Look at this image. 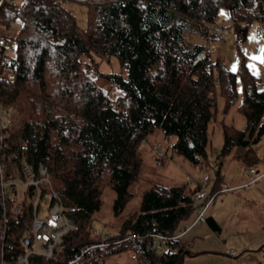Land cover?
<instances>
[{"label":"trees","instance_id":"16d2710c","mask_svg":"<svg viewBox=\"0 0 264 264\" xmlns=\"http://www.w3.org/2000/svg\"><path fill=\"white\" fill-rule=\"evenodd\" d=\"M69 5L86 6L85 28ZM221 9L228 10L230 25L243 37L252 22H264V0H24L19 6L2 0L0 103L10 114L0 159L5 156L9 176L20 171L22 161L46 165L65 214L77 224L54 257L33 255L35 264H63L95 240L93 215L105 187L116 194L114 215L123 211L133 195L129 186L142 169L141 144L155 129L175 136L172 151L192 163L206 157L217 91L228 109L238 99L239 82V111L246 119L244 129L222 123L219 155L261 139L264 89L258 90L245 57L232 70L223 60L212 62L201 43L214 38L207 23ZM17 21L18 30L8 34ZM7 41L14 44L13 56L6 51ZM95 57H116L124 69L103 74L111 90L94 79ZM218 179L214 191L221 187ZM190 184L145 189L139 211L125 218L119 231L145 234L155 228L177 234L200 206L195 196L201 186ZM32 196L28 187L9 202L7 232L0 240V255L7 260L32 246L26 244L32 240ZM206 221L219 231L214 218ZM121 249L92 264H104L107 255ZM184 251V243L173 239L160 254L147 250L146 256L151 264H182Z\"/></svg>","mask_w":264,"mask_h":264},{"label":"rangeland","instance_id":"374dc122","mask_svg":"<svg viewBox=\"0 0 264 264\" xmlns=\"http://www.w3.org/2000/svg\"><path fill=\"white\" fill-rule=\"evenodd\" d=\"M23 1L15 0V4L19 6ZM1 2L2 0H0V4ZM69 8L74 13L78 26L85 28L88 22L86 6L69 5ZM217 18L219 23L224 25L223 33L226 35V39L214 37L213 39L210 38L209 41H201L205 48L213 49L208 55L209 59L212 62L217 59L223 60L228 68L235 70L239 66L241 58L245 57L249 70L253 72L261 84H264V64L260 59H253V57H262V49L264 48V38L256 37L257 24L252 22L243 37L240 30L230 25L231 18L227 9H221ZM19 24V21L15 22L7 30V33L14 34L18 30ZM191 38L193 41L200 42L198 38ZM5 47L8 54L12 56L15 54L14 44L11 41H7ZM95 58L97 65L95 69L96 78L94 79L99 86L111 90V86L103 74L122 73L124 69L116 57ZM237 87L238 99L228 109H225V101L217 91V115L208 126L209 143L206 157L198 163H192L182 154L173 153L172 144L176 137H166L161 129H155L141 144L143 165L138 179L129 186V190L133 194L132 198L123 211L115 216L113 204L116 194L112 188L105 187L101 197V206L93 215V228L101 233L108 231L113 234L119 233L121 222L129 215L139 211L143 191L153 185L166 186L172 185L174 182L196 185L202 182L204 175H208L209 182L206 185L200 184V186L209 191L217 176L219 186L223 183L231 186L236 182L248 181L251 178L247 174L250 167H253L258 173L263 172L264 134L255 144L234 147L228 154L219 155L223 145L222 123L231 124L239 129L246 127V119L239 111L241 103V85L239 82ZM154 143L166 154V157L160 161L152 150ZM171 155H173L172 158ZM214 201L212 205L215 207V215L217 214V216H213L217 219L220 227L216 234L225 241L226 248L221 253L185 256L182 264H259V262H263L264 251L258 250V248L259 245L264 244V241L254 245L252 237L257 236L264 225V176L249 188L219 192ZM42 207L45 208L46 204L43 203ZM196 213H198L197 209L193 213L194 216ZM189 222L188 219L182 224L185 225ZM229 248L235 249L237 253L231 255ZM104 264L143 263L132 260L128 250L122 248L118 252L107 255L104 258Z\"/></svg>","mask_w":264,"mask_h":264},{"label":"built area","instance_id":"2783aa9c","mask_svg":"<svg viewBox=\"0 0 264 264\" xmlns=\"http://www.w3.org/2000/svg\"><path fill=\"white\" fill-rule=\"evenodd\" d=\"M9 1L13 3L15 0ZM256 24V37L264 38V22L256 21ZM207 25L213 37L222 40L226 39V35L223 33L224 25L219 23L218 18H214ZM0 44H3V41L0 40ZM205 50L207 54H210L213 49L208 47ZM263 89L264 87L258 86V90ZM8 114V109L0 103V143L8 136V133L5 131ZM152 150L157 158L162 159L165 157L164 152L160 150L158 145H153ZM4 159L5 156L0 159V205L2 209L0 215V240L4 238L7 232L9 221L7 208L9 202L18 191L31 187L33 196L30 201L32 203L33 218L31 224L32 240L29 242V245L32 244V246L23 253L12 255L9 260L5 259L4 255L1 254L0 264H35L31 259L33 255L42 256L46 260L51 259L61 250L65 236L77 230V224L65 214L61 197L46 165L39 164L37 167H34L29 162L22 161L20 171L13 173V176H9L10 174H6L7 169ZM247 174L251 178L241 186H228L223 184L213 193H209L201 187L195 196L200 202V206L194 223L189 227H185L175 235H168L155 228L145 234L138 233L134 230H124L117 234L109 231L101 233L93 229L92 234L95 240L80 246L73 256L63 261V264L101 263L107 252L121 248L128 250V254L132 260H138L143 264H151L146 256L147 250H152L160 254L162 247L167 242L173 239H181L195 223L205 221L207 210L219 192L247 187L248 185L255 184L264 176V172L258 173L253 167L248 168ZM207 179L208 176L205 175L203 182L207 181ZM43 203L46 204L45 208L42 207ZM14 209L17 210L16 207ZM230 254L234 255L236 253L230 250Z\"/></svg>","mask_w":264,"mask_h":264},{"label":"crops","instance_id":"0c3cea01","mask_svg":"<svg viewBox=\"0 0 264 264\" xmlns=\"http://www.w3.org/2000/svg\"><path fill=\"white\" fill-rule=\"evenodd\" d=\"M256 23V22H254ZM264 49V48H263ZM264 64V63H263ZM259 87H264V84H261L259 82ZM155 145L152 144V146ZM151 146V145H150ZM152 151V150H151ZM173 152V151H172ZM174 153V152H173ZM165 154V153H164ZM165 157H166V154H165ZM173 157V155H171V158ZM264 172V171H263ZM205 176V175H204ZM203 176V177H204ZM208 176V175H207ZM210 178L208 176V179L207 181L203 182V178H202V182L200 183L201 185L203 184H207L209 182ZM249 181V180H248ZM248 181H244V182H239V183H235L231 186H241L245 183H247ZM216 181H214L212 184H211V187H210V190L207 191L206 188H204L202 186V188H204L207 192L209 193H213L215 192V184ZM180 183L178 182H174L172 185H179ZM181 184H184V183H181ZM223 184H226V183H223ZM222 184V185H223ZM221 185V186H222ZM227 185V184H226ZM229 186V185H228ZM249 186L251 185H248L247 187H240V188H249ZM239 189V188H237ZM236 190V189H234ZM233 191V190H232ZM216 198V197H215ZM215 200V199H214ZM215 201H213L214 203ZM200 203V202H199ZM212 203V204H213ZM210 205L208 210H207V215H206V219L207 217H212L214 218L216 221L217 219L213 216L215 215V207L213 205ZM199 208V207H198ZM198 210V209H197ZM198 215V213H196ZM195 214V216L193 215V217L191 218L190 222L189 223H186L185 226L183 227V229L185 227H189L192 225V223H194L197 215ZM217 216V214L215 215ZM218 223V222H217ZM264 227V225L262 226ZM184 245H185V251L183 253V257L185 256H195V255H199V254H205V253H215V252H222L225 248H226V245L225 244V241L223 239L220 238V236H218L216 234L215 231H213L210 226L208 225L207 221H203V222H197L195 223L190 230H188L184 236L180 239ZM262 241H264V228H262L260 231H259V234L256 236L254 235L252 237V243L254 245H258L259 243H261ZM260 246V245H259ZM258 246V247H259ZM229 250H233L235 251V253H237V251L233 248H229ZM258 250H260V247L258 248Z\"/></svg>","mask_w":264,"mask_h":264},{"label":"snow or ice","instance_id":"6c2138e0","mask_svg":"<svg viewBox=\"0 0 264 264\" xmlns=\"http://www.w3.org/2000/svg\"><path fill=\"white\" fill-rule=\"evenodd\" d=\"M262 52H264V49H262ZM253 59H260L261 62H264V56H262V57H253Z\"/></svg>","mask_w":264,"mask_h":264},{"label":"water","instance_id":"95a60500","mask_svg":"<svg viewBox=\"0 0 264 264\" xmlns=\"http://www.w3.org/2000/svg\"><path fill=\"white\" fill-rule=\"evenodd\" d=\"M26 244H27V245H29V242H28V240H26Z\"/></svg>","mask_w":264,"mask_h":264}]
</instances>
